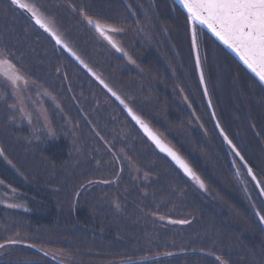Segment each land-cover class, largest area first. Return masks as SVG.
<instances>
[{"label":"trees","instance_id":"16d2710c","mask_svg":"<svg viewBox=\"0 0 264 264\" xmlns=\"http://www.w3.org/2000/svg\"><path fill=\"white\" fill-rule=\"evenodd\" d=\"M20 1L32 9L29 3ZM57 1L61 6L55 9ZM40 2L62 18L65 31L71 33L69 26H74L76 40H89L85 23L94 31L89 20L120 33L124 29L131 33L136 28L131 0ZM50 10L48 13L54 16ZM36 13L42 15V11ZM181 15L180 37L189 53L188 18L183 12ZM163 26L173 29L170 21ZM70 37L75 41L72 33ZM207 38L227 56L232 67L247 74L222 47ZM126 48L136 51L131 46ZM0 50L13 59L15 66H31L29 74L50 89L78 129L77 137L68 133L62 129L66 127L64 120L52 112L54 127L60 134L58 141L29 145L28 134L9 123L13 114L0 112V180L24 199L21 207L0 204V264H264V229L256 215H263L262 208L249 205L242 175L224 152L222 136L209 119L204 98L194 103V109L187 107L185 111L181 94L175 100L170 97V81L161 76L167 70L159 58H155L157 66L147 62L142 65V80L150 89L143 95L151 98L134 104L133 109L119 98L156 133L163 130L173 148L204 182V188L160 154L104 86L8 0H0ZM147 57L153 59L155 55ZM126 62L129 65L132 60ZM140 74L132 72L134 79L141 78ZM230 90L219 87L222 102L216 94L218 106L229 111V116L224 115L219 122L232 142L228 147L235 146L231 152L240 161L234 132L227 127L236 110L234 103L228 107L225 100L230 98ZM211 95L214 98V92ZM103 97L112 100L111 109L107 105L96 108L95 103H102ZM160 105L171 113L168 122L157 117ZM113 108L114 117L110 114ZM199 109L208 111V118H201ZM208 119L211 128L207 130ZM125 126L127 131L122 135ZM78 142L84 150L82 156L75 150ZM185 145H191V150ZM120 150L149 181L135 180L119 156ZM260 152L259 159L264 161V148Z\"/></svg>","mask_w":264,"mask_h":264},{"label":"rangeland","instance_id":"374dc122","mask_svg":"<svg viewBox=\"0 0 264 264\" xmlns=\"http://www.w3.org/2000/svg\"><path fill=\"white\" fill-rule=\"evenodd\" d=\"M22 1H24L27 4L29 3V5L32 7L34 11L36 10V12L38 11L39 13L42 11V15L40 14V16L49 24V26L54 30V32L59 34V36L65 42H67L68 45H70L72 50L77 52L79 54V57H81L84 60V62H86L89 65L90 69L96 71V73H98L101 79L104 80V82L110 88H112L113 92H115L125 102H127L132 107V109L135 108L134 106L137 103L140 104V101L146 102L147 99L151 98L152 95H147V97H144L143 95L145 92L147 93V91L150 90L146 86L145 82L142 80L143 78L137 77L136 79H134V77L132 76V72L138 71L137 69L138 66L134 68L133 65L131 64L128 65L127 62L125 63L121 61L120 57L115 53V51H112V49L107 45L108 44L107 40H105L102 35L100 36L96 30L93 29L94 31H92L91 29H89V27L85 23L86 22L85 19H82V22L85 23L86 30L89 31V40L87 41V39L85 38L76 40L77 32L73 30L74 26H69V31H71V33L73 34L75 39L74 41L70 37L71 33H68L63 29L65 23L62 20V18L58 17L53 11H51L50 7L47 4H44L43 2L39 3V0H22ZM53 6L55 9H58V7H60L61 5L57 1V4H54ZM49 10L51 11L52 14L55 15L51 16L48 13ZM102 25L107 26L105 24ZM188 26H189L188 36L190 38L191 51H189L190 53L184 51V55H185L184 58L186 59V61L183 59L180 60L179 62L177 61L174 66L172 65L173 70L179 68L184 76L183 80L180 79L178 80L176 76H174L176 82L179 83L183 81L184 82L188 81L187 79H189L190 74L187 73V67H189V70L191 71L190 69L191 65H193L196 78L200 80L199 69H197V63H196V54L198 50L200 57V68L203 72L206 88L210 93V97H212L211 94L212 92H214V98H216V94H218L219 87L221 86L222 88L224 87L226 89H230V83L232 87L236 77L239 78L237 80V83L239 84L240 90H242L241 87L245 83L244 77H242L243 75L238 72L236 74L235 71L233 70L236 69V67H232L229 64V61L227 60L228 59L227 56L225 57V55L222 54V52H220L217 47L212 46L206 38L205 39L201 38L202 35L198 33V31H196L197 49L195 52V48L192 46L191 25L189 24V20H188ZM136 34H139L137 28H135L131 33H129V31L127 32V30L124 29L123 32L121 31V33L119 31L118 32L115 31L114 38L117 41H119L120 45L125 50L127 49L126 46H131L133 50L134 49L136 50L135 41L136 38H138ZM126 51H127V55L130 56L131 60L137 62L141 60V59L137 60L138 59L137 50L133 51L135 54H133L132 51L130 52H128V50ZM145 53L146 56L151 54V52L149 51H145ZM0 62L4 64V68L0 69V112L3 111L4 113L8 112L13 114V118L11 117L8 119L9 123L12 124V127L17 128L20 131H23L24 134L25 133L28 134L29 145L34 144V142L41 144L42 142L52 143L58 141L57 138H59L60 134L59 131H57V129H55L54 127V123L51 117L52 112L56 113V117L59 116V118L64 120L66 127H62V129H65L66 131L68 130V133H71L72 135H76V133L78 134V129L75 127L73 123H71L70 121L71 118L65 114V112L63 111L64 108L60 106L59 101L55 97V95L50 91V89L47 88V86L42 84L40 80L39 81L36 80L33 76L29 74V71L31 70L30 65H25L24 63H22L21 66L19 65L15 66L14 64L15 62L13 61V59L10 56H7L5 52H2L1 50H0ZM33 63L35 64L36 61L34 60ZM9 65H11L12 67H9ZM12 73H18L24 79L18 81L16 84H13L12 81L8 79V75H6V74L10 75ZM124 73L131 76H126L124 75ZM123 76L127 78L124 80L125 77ZM231 78H232V82H231ZM138 83L140 84V86L138 85ZM51 84L53 86L56 85L55 82H51ZM170 91L174 100L176 98H179V91L177 90L173 91L172 89H170ZM221 91H223V89H221ZM227 93H232V90L228 91ZM235 95L237 97L236 90H235ZM233 97H234L233 94L230 95V98L226 97L225 100L227 106L235 102ZM108 98L107 97L104 98L102 103L96 102L95 103L96 108L100 110L101 105H107L106 107L107 108L110 107L111 109V106H113L111 102L112 100ZM158 99L156 101H158ZM180 102L182 103V107L185 110L186 104L185 102H183V99L180 98ZM215 104L217 106V100H215ZM160 106L156 112L157 117L158 119H163L164 122H168V117H170L171 113H169L167 107L165 108V106L162 107ZM50 107L52 108V110ZM152 107L153 106H151L150 109ZM154 107H158V106L154 105ZM212 107H213V111L215 112V116L221 128V131L226 136L219 122L221 119L219 118V113L221 117H223L224 115L229 116L228 115L229 111L226 110L225 106L223 107L218 106L214 108V105H212ZM114 109L116 108H113L110 111V114L113 117L115 115L113 111ZM208 111H206L205 109H199V112L202 114L201 118L204 117L208 118ZM231 116H232L231 118L232 120L235 119V116H237L236 110ZM209 119L211 120V122L214 123L215 130L219 132L215 122L212 119L211 112ZM209 119L206 120L205 123L207 130L211 128V122ZM195 128L197 132L198 127L196 124H195ZM243 130H244L243 126L239 129L238 132L232 130V132H234L232 133L234 136V140L237 141V139H239V136H241L242 141L246 144L248 143V145L252 147L247 150L248 155L251 156V158H254L255 154L252 151L254 150L257 153L255 158L259 159L260 157H262L260 150L257 148L256 143L253 141L251 135L245 134ZM121 131L123 135L124 133H126L127 127L126 126L123 127ZM168 131L171 132L172 130L170 129ZM185 131L186 130H184L183 132ZM157 133L163 138V140L169 146L175 147L174 144H172V142H170V140L167 139V136L164 134L162 129L157 130ZM75 137H77V135ZM227 140L228 139H225L222 136V141L224 144L227 143ZM186 148H188V150L190 151L191 145L186 146ZM75 150L76 153L81 156L84 154L83 147L82 145L79 144V142L75 146ZM118 152H119L118 153L119 156L122 157V160L125 166L127 167V169L132 172L135 180L141 182L149 181L148 176L144 174L141 170L137 169L136 166L132 163V160L126 157L124 150H120ZM5 162L6 164L10 165L13 168L12 164H10L8 161ZM243 162L245 164V161ZM241 163H242V159H241ZM254 163H255V159H254ZM262 163L263 164L260 165V169L262 172L260 173L262 174V178L264 179V170H262V167L264 166V161ZM232 165L236 167V164L232 163ZM249 168L251 167L250 166H248V168L244 167V171L246 175H248V179L250 183L254 185L255 188L254 192L256 193L257 196L261 194V196H263L264 198V181L259 179L258 176L254 174L252 169L250 173ZM239 172L242 173L240 167H239ZM241 184L242 186H244L245 191H251L249 186L245 185L246 183H244L242 179H241ZM254 192L251 191V194L255 195ZM22 198L23 196H21V194L18 193L13 187L7 186L0 180L1 205H6L9 207L11 206L21 207L23 203L22 200H24ZM262 214L264 215L263 207H262Z\"/></svg>","mask_w":264,"mask_h":264},{"label":"flooded vegetation","instance_id":"af4514ba","mask_svg":"<svg viewBox=\"0 0 264 264\" xmlns=\"http://www.w3.org/2000/svg\"><path fill=\"white\" fill-rule=\"evenodd\" d=\"M131 3L133 4V6H135V12L137 17L136 28L139 31V34H136L138 38H136L135 41L136 50L138 53L137 57L141 59L140 63L137 62L138 64L136 63V61L132 60V62H130L131 65H133L134 68L138 66L137 69L141 73L140 74L141 78H144L145 68H143L142 70L143 63L147 62L148 65L151 63L157 66L158 63L155 58L156 57L159 58L160 61L158 62L162 64V66L166 67L167 70L165 71L166 75L161 74V76H165L166 81L168 80L170 81L169 89H172L173 91L175 90L179 91V94H181V98L183 99V102H185L186 104L185 107L186 111H188L187 107L193 109L194 108L193 105L196 101L202 102V97L204 98V101L206 102V106H207V101L205 100L204 91L202 90L201 87V79L198 80L196 78L193 65H191L190 67L191 71L189 70V67H187V73L190 74L189 79H187L188 81L177 83L176 80L174 79V76H176L178 80L184 79L182 71L179 68L175 70H173L172 68V65L174 66L177 61L179 62L180 60L183 59L186 61V59L184 58L185 56L184 51H187L186 50L187 47L183 46L182 37H180V33H182V30L181 28H179L180 26L178 25L179 22H182V18H181L182 11L177 7V5L173 4L171 0H131ZM166 21H170V24L173 28L172 30H170L169 27L166 28L165 26H163L164 23H166ZM114 33L115 32L112 33L108 32L107 35L111 36L112 40L115 42V44H117L120 50L117 51L113 47V45H111L107 41L108 45L112 50L116 51L121 55L120 59L123 62H126V60H131L129 59L130 56H126L125 54V51L127 49L125 50L120 45L119 41H117L114 38ZM198 33L202 35L201 38L203 39L206 38L212 46H215L212 43V41L207 38V36H204V33L201 30L198 29ZM120 46L122 47V49ZM145 51L151 52V55H155V57L153 59L148 58L146 56ZM222 54L224 53L222 52ZM233 70L235 71L236 74L238 72L243 75L242 77H244L245 83L241 87L242 90H240L239 84L237 83V80L239 79L238 77H236L232 87L230 83V89L233 88L232 94L234 96L233 99L235 100L234 106L236 107L237 110V116H235V119L233 120L231 119L227 127L231 128L235 132H238L239 129L243 126L244 127L243 132H245V134L251 135L253 141L256 143L257 148L259 147L261 150V147L264 148V89L247 72H246L247 74L245 75V73L243 74L237 68ZM231 82H232V78H231ZM164 89L162 87V90ZM234 89L237 91V97L235 95ZM169 92L171 93L170 90ZM218 94H219V100L220 99L222 100L223 93L221 92L222 95L220 93ZM170 97H173L172 94L170 95ZM209 99L211 100V103L213 102L214 99L216 100V98H213V96L210 97V94H209ZM215 100L213 102L214 108L218 107V104L217 106L215 104ZM221 100L220 102L223 101ZM219 117L221 118L220 113H219ZM236 143L239 148L238 152L241 155L240 161L238 159H237L238 161H236L235 155L232 154L231 152L232 150L230 149V147H228V143L224 144L225 146L224 152L229 154L231 162L236 164V168L239 167L241 168V172H242L241 179L244 181V183H246L245 185L249 186L251 191L254 192L255 189L254 185L250 183L248 179V175H246L244 171V167L248 168V166H250L254 174H256L259 179L264 181V179L262 178V174L260 173L262 172L260 169V165L259 166L257 165L259 162L262 163L263 160L255 158L257 153L254 150H253V153L255 154L254 158H251V156L248 155L247 150L252 147L248 145V143L247 144L244 143L241 139V136H239V139H237ZM241 157H243L242 163H241ZM254 159H255V163H254ZM243 161H245V164ZM251 191H247V196H246L248 198L249 205L258 209L259 207L260 209L262 207L264 208L263 196H261V194L257 196L255 192H254L255 195H252Z\"/></svg>","mask_w":264,"mask_h":264},{"label":"snow or ice","instance_id":"6c2138e0","mask_svg":"<svg viewBox=\"0 0 264 264\" xmlns=\"http://www.w3.org/2000/svg\"><path fill=\"white\" fill-rule=\"evenodd\" d=\"M183 7L187 10V18L192 24V46L196 48V25H205L210 29L216 37H218L225 45L235 51L240 59L247 67L256 74L261 82H264V0H180ZM13 3H18L20 7L27 8L26 4L20 3V0H13ZM35 22L45 31L51 33L58 44L62 43L59 36L49 27L43 18L37 15L31 8ZM89 23H92L89 20ZM96 29L106 39L112 42L111 36L108 32H115L117 29L104 26L98 22L95 24ZM117 50H120L117 45L113 43ZM64 47H67L65 44ZM71 51V49H69ZM73 55H75L73 53ZM79 59V57H77ZM129 59H131L129 57ZM196 63L200 65L199 52L197 50ZM9 67H12L9 65ZM4 68V64L0 62V69ZM8 79L16 84L24 78L18 73L6 74ZM201 82H203V72L201 71ZM26 83V81H25ZM103 83V81H101ZM107 87V85H105ZM111 91V89H109ZM207 94V88H205ZM113 95H116L113 92ZM123 103V101H121ZM131 112V109H129ZM147 135L155 142L161 151L167 153L183 171L191 177L201 188H204V182L193 171L189 164L171 147L163 143L160 137L154 133L147 124L139 117H134ZM225 139L227 137L225 136ZM229 144L232 142L229 140ZM233 147H235L233 145ZM2 154V150H0ZM239 154V153H237ZM243 159V157H241ZM251 168L249 172L251 173ZM255 178V177H254ZM264 222V215L260 217ZM184 223V221H180ZM3 247V245H0ZM47 254V253H46ZM219 259V258H217Z\"/></svg>","mask_w":264,"mask_h":264},{"label":"water","instance_id":"95a60500","mask_svg":"<svg viewBox=\"0 0 264 264\" xmlns=\"http://www.w3.org/2000/svg\"><path fill=\"white\" fill-rule=\"evenodd\" d=\"M8 1H10L12 4H14V6L16 7V8H18L21 12H23V14H26V16L32 21V22H34V24H36L41 30H42V32H44L46 35H48L50 38H51V40L54 42V43H56V45H57V47L59 46L62 50H63V52L64 53H66L68 56H70V58L75 62V63H77L80 67H82L83 68V70H85L88 74H90L92 77H94L98 82H99V84H101L102 86H104V88L109 92V94H111L113 97H114V99H116L119 103H120V105H122V107L124 108V111H125V113L129 116V118L131 119V121L133 122V124L135 125V126H137L138 128H139V130L142 132V134H143V136H145L147 139H148V141H150L151 142V144L153 145V146H155L156 147V149H157V151L160 153V154H162L163 156H165V157H167L170 161H171V163H173L179 170H180V172L182 173V174H184V176L186 177V178H188V179H190V180H192V181H194L191 177H189L184 171H183V169H181L180 167H179V165L167 154V153H165V152H163V151H161V149L155 144V142L147 135V133L144 131V129L141 127V125H140V123H138L137 122V119H135L134 117H139L138 115H135L134 113H133V111L131 110V112L129 111V109H131L130 107H128V106H125V104H123L122 102H121V100H120V98H119V96L118 95H113V93L111 92V91H109V88L108 87H105V84L104 83H101V81L99 80V79H97V77L95 76V74L94 73H91V71L87 68V66L85 65V63H83L82 61H81V59L79 58V59H77V55H76V53L75 52H73L72 50L71 51H69V49L70 48H68V46L67 47H64V45H65V42H63L62 40V43H60V44H58L57 42H56V39H55V37L51 34V33H49V32H47V31H45L43 28H41L36 22H35V19L33 18V16H32V12L31 11H29L28 9V7L27 8H22V7H20L19 6V4L18 3H13V0H8ZM174 4H176L179 8H180V10L184 13V15H186L187 16V10L183 7V5H182V3L180 2V0H171ZM20 3H22L21 1H20ZM95 24L96 23H94V22H92L91 23V27L94 29V30H96L97 32H98V34L101 36V33L96 29V27H95ZM189 24L191 25V36H192V24H191V22L189 21ZM198 27H200L203 31H205L208 35H210L216 42H217V44L219 45V46H222L223 47V49L230 55V56H233L234 58H235V60L239 63V65L241 66V67H243V68H245L247 71H248V73L252 76V77H254V78H256V80L258 81V83L262 86V87H264V82H261L260 80H259V78L256 76V74L255 73H253L248 67H247V65H245L244 63H243V61L240 59V57L238 56V54L235 52V51H233L231 48H229L227 45H225L224 43H223V41H221L218 37H216L215 36V34L210 30V29H208L207 28V26H205V25H199V24H197L196 25V29L198 28ZM103 36V35H102ZM104 37V36H103ZM104 39L105 40H107L111 45H113V43L115 44V42L112 40V42H110L108 39H106L105 37H104ZM115 45H117V44H115ZM114 47V46H113ZM116 50H117V47H114ZM196 49H197V47L195 48V52H196ZM117 51H119V50H117ZM73 53L75 54V55H73ZM197 69H199V77H201V68H200V65L198 66L197 65ZM201 86H202V90L204 91V96H205V100L207 101V106H208V110L211 112V116H212V119H213V121L215 122V124H216V126H217V128H218V130H219V132L222 134V136H223V138H225V135H224V133H222V131H221V128H220V126H219V123L217 122V119H216V116H215V112L213 111V107H212V103H211V100L209 99V92H208V90H207V94H205V88H206V83H205V80H203V82H201ZM140 118V117H139ZM141 119V118H140ZM142 120V119H141ZM144 122V121H143ZM149 126V128L154 132V133H156L153 129H152V127L150 126V125H148ZM157 134V133H156ZM159 136V135H158ZM160 137V139L163 141V143H165L166 145H168L164 140H163V138L161 137V136H159ZM227 143H228V140H227ZM169 146V145H168ZM169 147H171L175 152H177L172 146H169ZM178 153V152H177ZM184 159V158H183ZM185 160V159H184ZM186 161V160H185ZM256 215H257V218L259 219V222H260V225H261V227L264 229V222H262L261 221V219H260V214L258 213V212H256Z\"/></svg>","mask_w":264,"mask_h":264},{"label":"bare ground","instance_id":"6f19581e","mask_svg":"<svg viewBox=\"0 0 264 264\" xmlns=\"http://www.w3.org/2000/svg\"><path fill=\"white\" fill-rule=\"evenodd\" d=\"M229 147H230V149L235 150V148H234L233 146H229ZM236 149L239 151L238 146H236ZM262 164H263V163L259 162L257 165L259 166V165H262Z\"/></svg>","mask_w":264,"mask_h":264}]
</instances>
